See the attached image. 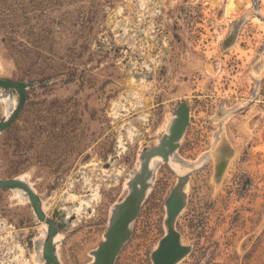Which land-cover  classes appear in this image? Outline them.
I'll list each match as a JSON object with an SVG mask.
<instances>
[{"label":"rangeland","instance_id":"rangeland-1","mask_svg":"<svg viewBox=\"0 0 264 264\" xmlns=\"http://www.w3.org/2000/svg\"><path fill=\"white\" fill-rule=\"evenodd\" d=\"M0 76L27 84L0 131V180L26 182L62 224L59 264L94 261L182 102L188 126L151 160L115 264H154L181 178L176 264H264V0H0ZM18 105L0 87V122ZM48 234L23 190L0 188V264H49Z\"/></svg>","mask_w":264,"mask_h":264},{"label":"water","instance_id":"water-1","mask_svg":"<svg viewBox=\"0 0 264 264\" xmlns=\"http://www.w3.org/2000/svg\"><path fill=\"white\" fill-rule=\"evenodd\" d=\"M0 87L5 89L14 88L19 92V105L16 111L10 119L0 122V131H4L17 119L26 103L27 84L20 81L3 79L0 76ZM175 115L176 118L170 125L169 134L162 138L159 146L144 153L141 170L136 173L130 181V191L128 195L121 203L116 205L113 210L110 225L105 234V239L96 251H94V261L90 264H115L120 251L130 237L131 225L138 216L142 201L146 195L149 186L148 178L151 174V160L154 157L160 156L164 161H168L170 155H172L178 148L179 141L181 140L190 120V109L188 104L182 102L175 111ZM184 181L185 179L181 178L178 187L174 189L170 198L167 200L168 217L166 225L168 233L161 240L158 249L153 254L154 264H158L161 254L171 247H176V250H174L173 255L168 259L167 264H176L188 253V247L182 245L180 234L174 229V221L182 210L184 204V195L182 193V184ZM0 188L23 190L32 203L38 218L49 222V234L44 246L43 256L49 264H59L54 247V238L58 233V227H61L62 224L57 226L54 221L46 218L38 196L23 180L19 178L0 180ZM174 198L177 199L178 204L175 210L171 207V200Z\"/></svg>","mask_w":264,"mask_h":264},{"label":"bare ground","instance_id":"bare-ground-1","mask_svg":"<svg viewBox=\"0 0 264 264\" xmlns=\"http://www.w3.org/2000/svg\"><path fill=\"white\" fill-rule=\"evenodd\" d=\"M173 168H175L178 172L183 173V168L181 166L173 165ZM177 206H178L177 199L176 198L172 199L171 200L172 209L175 210ZM175 248L176 247H171L169 249H166V251L161 254V256H160V258L158 260V264H167L168 259L173 255L174 250H176Z\"/></svg>","mask_w":264,"mask_h":264}]
</instances>
